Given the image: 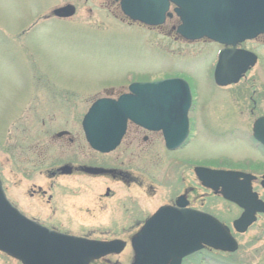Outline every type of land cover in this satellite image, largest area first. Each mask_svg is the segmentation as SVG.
<instances>
[{"label": "rangeland", "instance_id": "374dc122", "mask_svg": "<svg viewBox=\"0 0 264 264\" xmlns=\"http://www.w3.org/2000/svg\"><path fill=\"white\" fill-rule=\"evenodd\" d=\"M67 3L75 6L72 16L63 21L42 18L49 8ZM115 8L108 7L106 0H0L2 187L6 195L22 205L26 201V187L42 185L52 201L46 203L45 196L30 202L29 216L42 221L49 217L73 231H86L90 229L88 225L96 223L99 228L93 231L96 236H101V232L102 236L109 234L103 232L100 225L103 221L98 215L90 218L76 215V218L71 211L62 212L59 208L56 212V203L63 204L70 196L60 188L49 189L46 172L52 166L33 167L26 162L27 149L33 142L23 130L54 126L41 125L40 119L42 113L52 120L57 118L59 104L49 103L51 98L57 101L60 96L67 100L74 98L75 111L82 116L95 99L116 96L121 89L117 87L131 80L180 76L190 83L197 102L195 114L200 119H210L208 126L213 124L214 117L233 113L238 125L249 129L250 109L253 108L255 115L264 114V35L239 46L257 56L255 65L237 84L217 87L212 75L217 44L206 40L182 43L170 29L173 20L160 27H146L122 20L123 14ZM61 107V111L71 110L69 103H62ZM199 129L205 133L201 125ZM200 140L186 148L184 154L206 160L210 156L211 162L220 166L239 165L250 157L249 149L240 142H224L209 148L203 145L202 137ZM236 238L238 247L233 252L207 249L187 257L182 264H264V217H259L248 231ZM116 260L118 264H127L129 259ZM0 264L21 263L0 252Z\"/></svg>", "mask_w": 264, "mask_h": 264}, {"label": "flooded vegetation", "instance_id": "af4514ba", "mask_svg": "<svg viewBox=\"0 0 264 264\" xmlns=\"http://www.w3.org/2000/svg\"><path fill=\"white\" fill-rule=\"evenodd\" d=\"M120 1L106 0V4H108V7L111 5L115 10V6H117V10H120ZM59 7L61 6L51 10L49 8L42 15V18L49 19L53 17L60 21L68 18L58 17L53 14V10ZM174 7L173 4L169 5L167 12L171 13V16L166 15L162 24L158 26L140 24L146 27H160L167 20H173L174 23L170 25V29L174 32L177 40L182 41V43L197 40L215 43L218 45V49L215 51L217 58L218 51L224 48V45L205 37L197 40H187L176 32L180 21L173 11ZM122 20L134 24L139 23L131 21L124 15L122 16ZM262 35L264 34L254 39ZM242 43H238L235 47L241 48L239 46ZM226 47L230 48L231 46ZM247 71L235 83L223 86L214 83L217 87L235 85L245 76ZM165 78H181L186 81L189 87L190 103L185 123L178 118V114L175 112L167 113V120L153 124L154 127L160 126L159 128H147L139 123L127 120L125 130L114 148L105 152H99L89 146L84 135L82 119L86 112L82 116H79L75 111L76 101L74 98L71 97L67 100V97L60 96V101H57V98H51L49 101V103H54L55 105L59 104L57 118H53L55 121L50 116L44 117L43 113L40 118L41 125L49 127L53 124L52 128L28 127L23 130L25 132L24 135L27 136L26 138L30 142H33L29 149H27L26 162L33 167L52 166L50 167L52 170H47L46 172L49 178V189L51 190L54 187L60 188L68 192L70 196L67 199L69 205H67V200L63 204L56 203V212H59L58 209L60 208L59 210L62 212L64 210L71 211L74 217L80 215L90 218L93 215H98V218H101L103 221L102 224L100 223V225H103V232L109 234L102 236L104 234L101 232V236L94 235L93 231H99L96 223L88 225L90 229L87 227L86 231H73L68 225L56 222L49 217L47 221H42L29 216L27 207L31 205L29 204L30 202L32 203L36 199H43L45 196L46 203H51L52 201L51 194L47 193V189H44L42 185L32 184L27 186L25 190L26 201L22 202V205L6 195L4 191L6 199L22 215L37 222L41 227L49 231L88 240H117L118 244L122 245L120 251L105 254L90 261L89 264L96 262L118 264L116 259H129L127 264H132L135 256L131 243L132 238L160 208L188 209L213 216L228 229L237 247V235L244 234L259 217H264V213L255 212V220L244 231L239 232L235 229L234 222L240 218L244 208L239 203L227 200L223 196L224 191H233L240 198L245 199L247 198L246 189L249 188L250 193L255 194L256 200L264 201V144L253 136V123L257 118L264 117V114L255 115L253 108L250 109L247 118L251 126L249 129L238 125V119L233 113L214 117L212 119L213 124L209 123L211 126H208L206 123L210 119H200V115L195 114L194 109L197 102L195 101L190 83L186 78L180 76L162 77L154 80H131L127 85L117 87L121 89L116 96L107 95L104 97L117 99L120 95L129 93L128 86L131 83L150 82ZM62 103H69L71 110L61 111V109L63 110L61 107ZM163 125L167 126L171 131V144L169 146L163 135ZM200 125L205 133H201L199 129ZM184 129L186 130L185 135L180 139ZM201 137L205 140L203 145L209 148L219 147L220 144H225L224 142H240L249 149L250 157L239 165L220 166L211 162L210 156H207L209 159L206 160V158L201 159L193 154H184L186 148L191 144L197 140L202 142L200 140ZM48 145L55 147V149L45 148ZM54 155L55 157L51 158ZM255 157H259L260 160H256ZM230 162L237 164L233 160ZM65 166L70 169L69 173L61 171V168ZM86 167L100 168L104 171L90 173L85 170ZM197 167L230 171L234 172L235 175L234 173H217L215 175L216 189H212L204 186L199 180L195 171ZM80 225L78 226L79 228L81 227ZM207 249L211 248L203 246V248L182 257L181 264L187 257L199 254L201 251ZM5 255L11 259H15L7 254ZM111 259L114 260L112 261Z\"/></svg>", "mask_w": 264, "mask_h": 264}, {"label": "water", "instance_id": "95a60500", "mask_svg": "<svg viewBox=\"0 0 264 264\" xmlns=\"http://www.w3.org/2000/svg\"><path fill=\"white\" fill-rule=\"evenodd\" d=\"M180 24L176 32L187 40L207 38L224 45L219 50L213 71L217 85L237 82L256 63V55L236 48L238 43L264 34V0H121V12L132 21L149 26L164 22L169 5ZM74 6L65 4L53 10L58 17H70ZM226 46H231L226 47ZM129 93L117 99H96L82 119V128L89 146L99 152L108 151L118 143L127 120L147 128L165 121L167 113L175 112L182 122L190 103L189 87L181 78H165L150 82H134ZM166 143H170L171 131L163 125ZM184 129L180 139L185 135ZM253 136L264 144V117L253 123ZM90 173L103 172L100 168L86 167ZM69 173L68 167H62ZM206 187L216 189L217 173L230 171L195 168ZM235 175V173H234ZM242 175V174H238ZM245 199L233 191H224L227 200L239 203L244 211L234 222L239 232L254 220L255 212L264 213V201L246 189ZM117 240H88L52 232L28 219L6 199L0 181V251L15 258L21 264H89L105 254L118 252L122 245ZM135 252L132 264H181V258L203 246L214 250L233 252L237 244L228 229L217 219L194 210H178L164 207L157 210L132 238Z\"/></svg>", "mask_w": 264, "mask_h": 264}]
</instances>
